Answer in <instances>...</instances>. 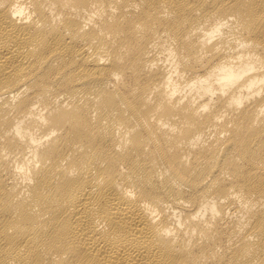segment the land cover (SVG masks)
Listing matches in <instances>:
<instances>
[{
  "label": "bare ground",
  "instance_id": "1",
  "mask_svg": "<svg viewBox=\"0 0 264 264\" xmlns=\"http://www.w3.org/2000/svg\"><path fill=\"white\" fill-rule=\"evenodd\" d=\"M0 264H264V0H0Z\"/></svg>",
  "mask_w": 264,
  "mask_h": 264
}]
</instances>
